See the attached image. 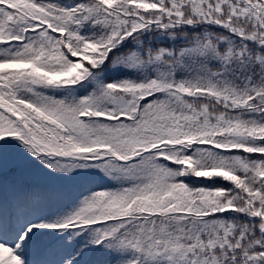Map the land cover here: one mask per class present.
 <instances>
[{
    "label": "snow or ice",
    "instance_id": "snow-or-ice-1",
    "mask_svg": "<svg viewBox=\"0 0 264 264\" xmlns=\"http://www.w3.org/2000/svg\"><path fill=\"white\" fill-rule=\"evenodd\" d=\"M0 264H264V0H0Z\"/></svg>",
    "mask_w": 264,
    "mask_h": 264
}]
</instances>
